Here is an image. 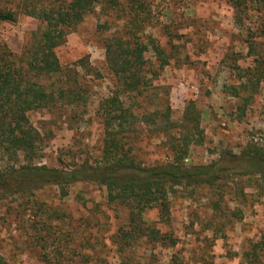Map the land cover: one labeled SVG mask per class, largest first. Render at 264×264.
Wrapping results in <instances>:
<instances>
[{
	"label": "rangeland",
	"instance_id": "rangeland-1",
	"mask_svg": "<svg viewBox=\"0 0 264 264\" xmlns=\"http://www.w3.org/2000/svg\"><path fill=\"white\" fill-rule=\"evenodd\" d=\"M144 2L151 14L138 21L144 26L142 38H152L169 56L153 83L166 87L158 92L167 91L174 121L189 101L201 113L204 142L190 148L185 164L241 155L253 143L264 148V37H250L236 24L227 0ZM12 9L16 19L0 21V52L19 59L41 24L15 5ZM118 9L95 6L81 22L68 27L64 43L55 48L62 65L86 59L90 68H77L78 73L70 76L78 78L87 104L28 112L29 122L40 133L38 162L67 167L84 160L94 163L99 157L103 125L96 109L114 77L105 61L109 31L98 26L107 21L120 28L128 10ZM248 12L264 14V3L250 4ZM251 22L246 19L245 26L252 27ZM247 39L253 42L250 50ZM154 56L152 50L145 53L149 62ZM136 139L143 163L169 158L160 139L145 132ZM13 162L6 156L0 166ZM21 164L19 159L15 166ZM229 183L215 188L176 186L169 194L166 222L157 208L142 213L147 223L175 238L172 246L140 235L126 243V210L108 203L105 188L97 183L76 182L64 197L55 185L7 195L0 199V254L10 264H264V249L257 248L259 263L251 254V244L264 235V182L252 176ZM220 192L227 204L221 202L213 211L210 200Z\"/></svg>",
	"mask_w": 264,
	"mask_h": 264
},
{
	"label": "trees",
	"instance_id": "trees-1",
	"mask_svg": "<svg viewBox=\"0 0 264 264\" xmlns=\"http://www.w3.org/2000/svg\"><path fill=\"white\" fill-rule=\"evenodd\" d=\"M227 1L236 24L246 28L250 37H264V14L248 12L250 4L264 0ZM12 5L36 18L41 26L21 58L9 59L11 52H0V160L6 156L14 160L10 167L0 166V199L46 185L57 186L64 197L68 187L76 182L97 183L105 188L108 203L126 210V243L140 235L172 246L175 238L147 223L142 213L157 208L160 219L166 222L169 194L176 186L215 188L252 176L264 182V148L255 143L244 148L241 155L230 154L211 163L185 164L190 148L204 142L201 113L189 101L181 118L174 121L167 91L158 92L166 87L153 83L159 70L169 63V56L152 38H142L144 26L138 21L151 14L144 0H3L0 21L16 19ZM97 5L102 9L128 10L122 14L120 28H113L107 21L98 26L109 31L104 42L105 61L114 77L109 94L99 99L96 109L103 125L100 155L94 163L84 160L67 167H49L37 161L40 133L29 122L28 112L59 105L86 106L85 91L70 73L77 74V68L90 66L85 58L73 66L62 65L55 48L64 43L68 27L81 22ZM246 19L252 21V27L245 26ZM246 41L250 50L253 42ZM148 50L154 52L153 62L145 57ZM142 132L161 140L170 153L167 160L143 163L136 139ZM19 159L23 164L16 167ZM210 201L213 211L220 209L221 202L227 204L223 192ZM251 248L253 261L259 263L257 248L264 249V235ZM0 264L10 263L0 254Z\"/></svg>",
	"mask_w": 264,
	"mask_h": 264
}]
</instances>
